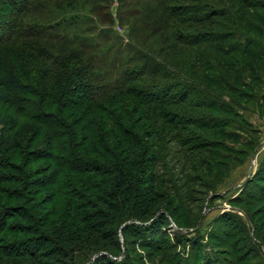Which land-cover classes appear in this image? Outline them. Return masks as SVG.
<instances>
[{
	"label": "trees",
	"instance_id": "obj_1",
	"mask_svg": "<svg viewBox=\"0 0 264 264\" xmlns=\"http://www.w3.org/2000/svg\"><path fill=\"white\" fill-rule=\"evenodd\" d=\"M243 56L264 60V0H0V264H264V160L231 202L244 216L185 232L201 215L181 181L213 188Z\"/></svg>",
	"mask_w": 264,
	"mask_h": 264
},
{
	"label": "rangeland",
	"instance_id": "obj_2",
	"mask_svg": "<svg viewBox=\"0 0 264 264\" xmlns=\"http://www.w3.org/2000/svg\"><path fill=\"white\" fill-rule=\"evenodd\" d=\"M111 10L117 17L118 4L116 1L112 4ZM116 21V28L121 34H129V32L132 31L130 25H132V22L134 21H130L131 23L126 24L121 23L119 18L116 19ZM179 53V58H181L182 62L185 61L186 64L192 61V58L195 56L194 53L189 54L185 51L183 53V49H181ZM176 55H178V53ZM246 58L249 59L250 64L253 65L252 67H254V64L256 65V71L254 70L252 73L253 76L255 75L254 78L253 76L245 78V81L248 82L249 86L241 87L244 96L235 95L236 103L238 105L234 106L233 110H235L234 112L236 114L230 116L238 122L240 127L236 129L229 126H218L213 131H210V135L208 136V140L211 142L210 151L212 153L208 152L206 154L211 161L216 164V170L219 172L213 174V176H209L208 172L205 173L206 175L208 174L209 180H211L207 182L213 184V188H208L206 183L203 184V182L200 183L199 181H196V183L192 181L191 183L190 181H181L184 189L187 191H189L188 189L194 188L193 193L190 192L191 200L187 207L188 211L193 214L198 212L201 215L197 226L195 228L188 227L185 229V232H189L188 235L193 237L198 233L195 232L198 229L205 234V242L209 239L208 234L214 230L216 231V229L224 228V223L217 222L222 219L225 214L228 212H234L237 215L244 216L243 211H241L240 208L234 209V205L231 202L235 197L242 193L243 185L254 177L259 168L260 162L264 160V60L259 61L243 56L245 61ZM194 59L196 60L195 57ZM246 64V70L249 73V63L247 62ZM9 113L10 111L4 110L0 104V133L2 130L4 131L5 124H7L4 120ZM250 140L252 142L258 140L257 147L254 151V147L245 144L246 142L249 143ZM243 149H247L246 156L242 154ZM183 160L184 159H182V161ZM174 167L176 175L180 178H191V175L187 177V173L191 174L188 170H185V172H182L181 174L179 166L175 164ZM223 175L225 176L221 180L220 177L222 178ZM172 225L175 226L173 222ZM170 236L171 238L175 237L173 231H170ZM118 237L120 243H122L121 249L123 254L121 257H124L126 252L128 254L129 250H131L130 248H132L131 245L129 246L125 243V238L129 242L130 237H125V235H122L120 232ZM211 244L213 245L214 241ZM191 246L190 243L188 249H186L187 252ZM216 249H218L217 246L213 245L212 251L215 252ZM226 250L227 249H223L222 251H219L222 253L220 255L223 259L227 258L226 256H231ZM148 252H150V250L145 248H139L137 250L139 255L142 254L143 256H146L144 257L145 264H170L163 258V253L155 252L152 256L148 257ZM187 256L188 255L185 254V257ZM249 259V263H255V260H257H254L253 256ZM84 262L85 264L88 263H86V260ZM249 263L247 262L246 264Z\"/></svg>",
	"mask_w": 264,
	"mask_h": 264
}]
</instances>
